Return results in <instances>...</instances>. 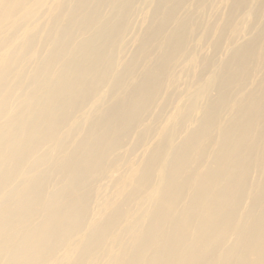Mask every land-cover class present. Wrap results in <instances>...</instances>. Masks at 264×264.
Returning a JSON list of instances; mask_svg holds the SVG:
<instances>
[{
  "label": "bare ground",
  "instance_id": "6f19581e",
  "mask_svg": "<svg viewBox=\"0 0 264 264\" xmlns=\"http://www.w3.org/2000/svg\"><path fill=\"white\" fill-rule=\"evenodd\" d=\"M134 1L0 0V264L64 260L73 240L72 264H264V26L240 45L244 19L221 28L235 43L227 57L218 42L191 98L161 131L141 129L201 45L189 47L199 28L179 17L190 0H156L124 61ZM228 1L252 17V0ZM136 134L133 149L157 138L121 177L120 209L94 225L98 178Z\"/></svg>",
  "mask_w": 264,
  "mask_h": 264
},
{
  "label": "rangeland",
  "instance_id": "374dc122",
  "mask_svg": "<svg viewBox=\"0 0 264 264\" xmlns=\"http://www.w3.org/2000/svg\"><path fill=\"white\" fill-rule=\"evenodd\" d=\"M155 1L156 0L134 1V3H136H133L135 6L132 5L134 13L133 15H130L133 18L129 17L128 19V21L130 20V23L128 22V26H130L131 23L133 25L129 27L130 33L128 32V34L126 35V39L128 42L126 47L124 48L125 53L120 54L121 57L123 55L124 61L130 60L131 57L135 54L137 49L136 43L130 41L134 38V36L138 39L143 36L144 30L146 29L153 16ZM199 2L200 0L188 1V3L180 12L179 17L181 20H187L189 17L192 18V22L196 27L199 28V30H197L198 34L195 36L194 41L189 45V47H191V49L196 48L197 46L200 47V45L201 47L199 48L198 53L195 57L186 59L176 68L173 76V82L169 81L168 84L165 83V87H162L163 91H161V89V93L159 92L161 95L159 94L160 96L156 107L152 112L147 114V119L143 122L141 129L152 127L157 132L161 131L166 125L167 118L173 116L176 113L177 108L180 107L187 100V98H191V94L201 84L197 82L196 77L202 73V62L215 59V57L218 55L216 52V44L218 42H225L226 48H222V51L224 52L226 50V55L225 52L223 53V57L226 58L227 54H229L231 51H229V48H233L235 43H237L236 45L244 44L248 40L254 38L258 35V33H260L259 31L264 26V0H252L253 5L250 6V10L252 9L251 11L255 15L252 13V17H249L250 19L247 18L249 21H247V19H245L244 16L240 14L239 16H232L231 12L234 9L233 5H231V2H229L228 0H209L207 2L208 4L203 6H200ZM258 12L260 13V15L257 14ZM243 19L245 20V25L247 24V30L245 31L246 34L241 35L240 37L235 39L236 41L234 44H231L229 35H222L220 29L223 28L227 23H230L231 20L234 21L235 24H237L239 22H243ZM254 21H256L257 23H255ZM214 23L216 24V29L211 33H206L207 28L205 27H207L208 25H213ZM253 24L254 26H256L253 27ZM170 26L168 27V29L172 30L175 27V24H172V26L174 27ZM82 36L83 37L81 38L87 37L86 35ZM191 45H193L194 47L192 48ZM222 51H220V53H222ZM217 59L220 58L218 57ZM149 65H151V62L148 64V66ZM258 68L263 71L264 63H260ZM262 77V73H258L253 78L252 84L249 86L248 90L258 85L262 81ZM109 89V86L105 87L102 95L108 93ZM171 95H173V99L167 105L163 117L157 119L160 109L164 108L163 106L168 102ZM82 114L83 113L76 114V118L80 119L82 117ZM156 138L157 136H154V138H152L146 144L133 149V147L137 144L138 134L132 136L126 141L124 147L116 153V155H123L125 156V158L116 164V169H111L113 174L111 176H100L98 178V181L94 187V211L91 216L92 223L94 225L103 222L104 219L112 212L120 209L121 202L123 200L122 192H124L125 194L131 193V187L125 186L121 181V177L123 175L127 176L129 173H133L140 167L141 161L143 160L147 149L154 144ZM137 203L138 200L135 199L129 204V208L131 210V214L129 215L130 219L134 220L135 218L134 210ZM75 242L76 240H73L71 245L65 247L62 250V256L65 255L64 260H60L59 258L58 261H50L49 264H72L77 257ZM95 258L97 259L94 260L92 264L103 263V255L99 254Z\"/></svg>",
  "mask_w": 264,
  "mask_h": 264
}]
</instances>
